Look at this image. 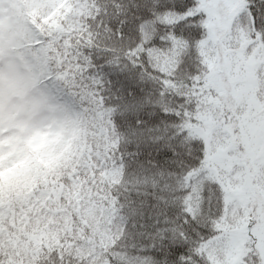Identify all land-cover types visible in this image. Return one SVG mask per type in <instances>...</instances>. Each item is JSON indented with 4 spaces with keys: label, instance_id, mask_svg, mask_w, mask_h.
Wrapping results in <instances>:
<instances>
[{
    "label": "snow or ice",
    "instance_id": "1",
    "mask_svg": "<svg viewBox=\"0 0 264 264\" xmlns=\"http://www.w3.org/2000/svg\"><path fill=\"white\" fill-rule=\"evenodd\" d=\"M0 264H264V0H0Z\"/></svg>",
    "mask_w": 264,
    "mask_h": 264
}]
</instances>
